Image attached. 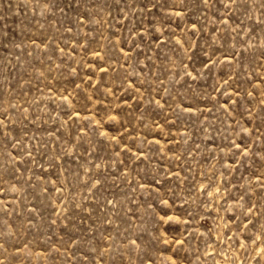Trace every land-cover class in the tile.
Segmentation results:
<instances>
[{
	"label": "rangeland",
	"instance_id": "1",
	"mask_svg": "<svg viewBox=\"0 0 264 264\" xmlns=\"http://www.w3.org/2000/svg\"><path fill=\"white\" fill-rule=\"evenodd\" d=\"M264 264V0H0V264Z\"/></svg>",
	"mask_w": 264,
	"mask_h": 264
},
{
	"label": "bare ground",
	"instance_id": "2",
	"mask_svg": "<svg viewBox=\"0 0 264 264\" xmlns=\"http://www.w3.org/2000/svg\"><path fill=\"white\" fill-rule=\"evenodd\" d=\"M224 264H228L227 262H225ZM252 264V263H251Z\"/></svg>",
	"mask_w": 264,
	"mask_h": 264
}]
</instances>
